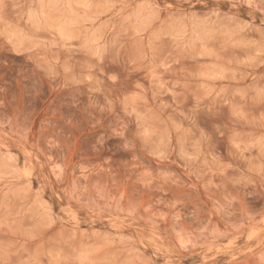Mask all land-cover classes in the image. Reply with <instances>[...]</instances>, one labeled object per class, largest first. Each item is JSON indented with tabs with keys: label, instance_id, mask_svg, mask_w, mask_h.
Listing matches in <instances>:
<instances>
[{
	"label": "rangeland",
	"instance_id": "374dc122",
	"mask_svg": "<svg viewBox=\"0 0 264 264\" xmlns=\"http://www.w3.org/2000/svg\"><path fill=\"white\" fill-rule=\"evenodd\" d=\"M0 264H264V0H0Z\"/></svg>",
	"mask_w": 264,
	"mask_h": 264
}]
</instances>
